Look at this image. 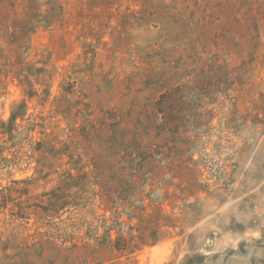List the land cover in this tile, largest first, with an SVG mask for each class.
<instances>
[{"label": "rangeland", "instance_id": "1", "mask_svg": "<svg viewBox=\"0 0 264 264\" xmlns=\"http://www.w3.org/2000/svg\"><path fill=\"white\" fill-rule=\"evenodd\" d=\"M0 264H264V0H0Z\"/></svg>", "mask_w": 264, "mask_h": 264}, {"label": "trees", "instance_id": "2", "mask_svg": "<svg viewBox=\"0 0 264 264\" xmlns=\"http://www.w3.org/2000/svg\"><path fill=\"white\" fill-rule=\"evenodd\" d=\"M13 119H14V115L11 116V118L9 119V122H11ZM95 183H97V182H95ZM133 238H134L133 234L129 237H125L122 235L117 236L116 240L113 243V247L115 249L121 250L123 252L130 253L136 247V243L134 242ZM119 240L120 241L122 240L123 243H119ZM74 246H77V244H74Z\"/></svg>", "mask_w": 264, "mask_h": 264}]
</instances>
